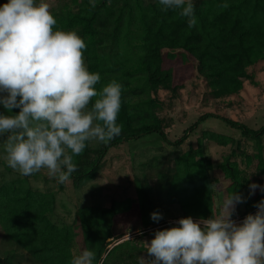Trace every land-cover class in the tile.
<instances>
[{"label":"rangeland","instance_id":"374dc122","mask_svg":"<svg viewBox=\"0 0 264 264\" xmlns=\"http://www.w3.org/2000/svg\"><path fill=\"white\" fill-rule=\"evenodd\" d=\"M44 2L54 30L84 39L86 67L101 77L97 91L113 79L121 85L120 136L130 119L159 124L173 141L209 116L179 144L153 132L110 147L80 178L104 145L86 142L65 183L47 169L23 176L8 167L0 138V264H70L85 248L96 253L94 264L102 256L103 264H140L153 230L219 214L234 191L244 202L233 220L257 211L264 193L249 195V185H264V130L243 136L223 118L253 129L264 124V0H193L191 29L180 9L161 11L159 0ZM208 33L218 46L201 60ZM186 40L194 49L183 47ZM154 74L160 80L150 79ZM0 113L8 114L3 105ZM154 211L162 214L158 222Z\"/></svg>","mask_w":264,"mask_h":264},{"label":"clouds","instance_id":"9594fccd","mask_svg":"<svg viewBox=\"0 0 264 264\" xmlns=\"http://www.w3.org/2000/svg\"><path fill=\"white\" fill-rule=\"evenodd\" d=\"M159 4L165 12L180 9L189 29L196 25L193 0ZM56 24L44 0L0 5V105L8 112L0 113V138L8 167L23 176L47 169L50 178L65 183L77 171L73 156L83 153L86 142L107 144L121 134V85L113 79L98 92L101 77L86 67L84 39L72 30H54ZM249 189V195L256 189L264 193V185L255 182ZM242 202L234 191L219 214L180 217L153 230L150 242L143 241L147 257L140 264H264V198L254 214L237 223L232 217ZM162 218L158 211L151 213L153 221ZM95 259L96 253L85 248L70 264H94Z\"/></svg>","mask_w":264,"mask_h":264},{"label":"trees","instance_id":"16d2710c","mask_svg":"<svg viewBox=\"0 0 264 264\" xmlns=\"http://www.w3.org/2000/svg\"><path fill=\"white\" fill-rule=\"evenodd\" d=\"M84 29L88 30L90 28L87 26V27H84ZM214 38H215V35L212 37L210 35V33H208V35L206 36L207 41L204 43L203 49H202V50H205V51H203L202 53L198 54V57L201 60L206 55H208L209 51L212 50V48H216L218 46V44H217V42H215ZM183 47H186V48L189 47V49H194V46H190L189 44H187V40H186V42L183 43ZM150 79H152V80L153 79L160 80V76H158L157 74H154V75L150 76ZM161 81H163L165 85H167V86L169 85L167 83L166 79H163V80L161 79ZM90 103H94V100L92 99V101ZM125 104H126V106H129L128 102H125ZM123 110H124V108H123ZM127 114H128L129 117L131 116L129 111H127ZM208 116H209L208 114H203V115L199 116L196 119V121L193 122V124H191L187 129H185L183 131V134L180 137H178L177 139H175L173 141L169 140L166 137V134L163 132V130L161 129L160 125L157 124V123L142 122V123H140L138 125H132L131 122H130V119H128L125 122V130H124L125 132H124V134L121 135V136L119 135L116 138H114L113 140H111L109 143L104 144L103 147L100 149L96 160L92 162V164L88 167V169L79 171L78 172L79 173L78 176L80 178H86L87 176L91 175L94 172V169L96 168V165H97L98 161L104 156V154L106 153V151L110 147L117 146L120 143L127 142L129 140H133V139L142 137L144 135H147V134H150V133H153V132H158L159 135L168 143L179 144L186 138V135H187L188 132H190L192 129H194L200 121L206 119ZM223 120L227 123V125H229L232 128H235V129L239 130L240 133L243 136H247V137L248 136L249 137L250 136H253V137L257 136L258 134L262 133L263 130H264V124H263L262 127L258 128V129H253V128H250L249 126H247L246 124L238 122V121L233 120V119L223 118ZM71 175H74V172Z\"/></svg>","mask_w":264,"mask_h":264}]
</instances>
